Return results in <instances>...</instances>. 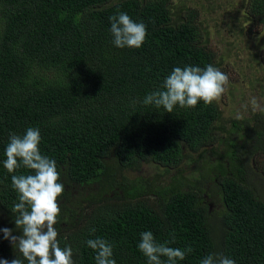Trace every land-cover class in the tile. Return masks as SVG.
<instances>
[{
	"label": "trees",
	"instance_id": "1",
	"mask_svg": "<svg viewBox=\"0 0 264 264\" xmlns=\"http://www.w3.org/2000/svg\"><path fill=\"white\" fill-rule=\"evenodd\" d=\"M204 3L0 0V229L22 235L12 212L18 199L11 176L29 170L8 173L5 149L10 133L23 135L34 127L40 130L41 154L56 161L65 185L54 227L59 246L72 248L74 264H96L86 241L97 237L113 245L116 264H147L137 247L144 231H151L157 243L192 249L176 264H200L211 253L235 264H264V159L256 160L264 150V113L227 120L220 101L176 106L172 113L142 103L174 67L212 64L230 76L224 51L209 47L203 16L212 8ZM242 7L249 19L264 24V0H243ZM118 12L145 24L139 49L112 43L109 17ZM253 57L259 59V53ZM228 107L237 106L231 101ZM187 159L208 164L192 182L195 189L211 192L207 183L215 178L220 207L210 215L197 192H168L170 182L157 186L155 197L128 186L117 199L97 200L82 221L83 207L66 209L75 197L91 201L92 183L130 185L124 172L142 160L167 168ZM16 258L27 264L0 231V259ZM161 259L166 264L167 258Z\"/></svg>",
	"mask_w": 264,
	"mask_h": 264
},
{
	"label": "clouds",
	"instance_id": "2",
	"mask_svg": "<svg viewBox=\"0 0 264 264\" xmlns=\"http://www.w3.org/2000/svg\"><path fill=\"white\" fill-rule=\"evenodd\" d=\"M112 43L118 48L139 49L146 38V26L135 22L127 13L118 12L109 17ZM259 39V37L257 38ZM229 84V77L219 68L207 64L200 66L174 67L165 77L159 89L148 93L142 103L156 108H163L172 113L176 106L193 108L198 102L210 105L219 102ZM253 112L264 113V104L256 97L250 99ZM247 107V105L245 106ZM241 118L239 114L237 119ZM40 130L29 127L23 135L10 133L5 149L4 167L8 173L25 168L29 174L12 175L11 187L17 193L18 202L12 207L17 214L15 225L22 230V235L11 234V229L3 228L4 238L8 239L27 264H74L70 246L61 248L57 240L58 232L54 225L60 214L58 197L64 192L65 185L60 181L61 174L56 161L41 154L39 144ZM95 232V229H90ZM87 246L95 252L96 264H116L113 257V245L106 239L97 237L88 239ZM147 258V264H165L161 257H166V264H176L184 260L191 252L157 243L151 231L140 233L137 245ZM0 264H23L21 259H0ZM200 264H235L233 259L222 254L211 253Z\"/></svg>",
	"mask_w": 264,
	"mask_h": 264
},
{
	"label": "rangeland",
	"instance_id": "3",
	"mask_svg": "<svg viewBox=\"0 0 264 264\" xmlns=\"http://www.w3.org/2000/svg\"><path fill=\"white\" fill-rule=\"evenodd\" d=\"M242 2L243 0H206V3L203 4L204 7L209 5L212 8L210 11L206 10L203 16L204 20L208 22L207 30L212 38L209 47L216 52L224 51L225 66L230 72L231 80L219 100L220 104H224L223 108L225 103L231 101L236 106L242 105L243 100L248 102L251 108L249 102L252 97H256L264 104V81L262 83L264 77V24H261L257 19H249V15L244 12ZM258 37L259 39H257ZM229 52L231 53L228 55ZM255 53H259V59L253 57ZM258 81L262 83V88L255 92L259 88ZM243 108L246 107L243 106ZM252 112L247 111L249 116L252 115ZM261 151L262 153L256 157L258 164L264 159V150ZM199 163L191 159L184 162L183 167L189 170L187 175L190 180L199 176L201 171L198 169L200 167H207L206 162L201 166ZM125 175L130 178L134 177L135 173L129 170ZM141 175L147 178L154 177L152 179L153 188L169 181L162 168H157L153 164L143 166ZM209 184L211 193L217 196L215 181L211 180Z\"/></svg>",
	"mask_w": 264,
	"mask_h": 264
},
{
	"label": "flooded vegetation",
	"instance_id": "4",
	"mask_svg": "<svg viewBox=\"0 0 264 264\" xmlns=\"http://www.w3.org/2000/svg\"><path fill=\"white\" fill-rule=\"evenodd\" d=\"M222 105V104H221ZM248 105V102H244L243 100V104L238 105L237 107H234L233 109L231 107H228L227 109L222 106V111H223V116H225V119L229 120L231 117H236L237 119V115L239 114V116L242 119L243 117H249V114L247 113V108L244 112V109H242V106H246ZM226 109V110H224ZM249 109V108H248ZM225 111V112H224ZM234 119L230 120V121H224L225 127L228 128V126H230V124L233 122ZM230 122V123H229ZM232 130V129H231ZM232 133H234V131L232 130ZM218 136H221L222 140L225 137V135H221V133L218 134ZM229 138V137H228ZM234 139L233 136L230 137V142ZM225 144V141H223ZM216 144L222 148H224V146L226 145H222L221 143H217L215 142L214 146H216ZM213 145L208 146V149L210 150V148H212ZM227 147V146H226ZM110 164L112 167L117 168L118 164H116L114 161H110ZM148 164H153L154 166H156L157 168H162L163 172H165L167 175V180H169L168 182H170L169 188H167L168 192H171V190H175V189H184V190H192L194 193L197 192L199 195L196 194L197 196V200L201 203V204H205L206 205V212L207 214H211L213 213L215 210H218L220 207V204H217L215 202L216 198H214V196L216 197V195H213V193H211L210 191H208L207 188L204 187V189H195L194 185H193V181H195V178H192L191 180L188 178L189 176L187 175L189 173V170H187L186 167H183V162L181 164H179L178 166H174V167H163L158 165L157 163L153 162V161H144L142 160L141 163L136 167L134 166L132 169H129L130 171H133L135 173L134 177H130L128 180L130 182V185H123L121 183V186L118 185H112L111 183H104L101 187L98 184V182L92 183V187L90 188L93 192V199L91 201H83V200H77V197H75L73 200H71V203H66L67 206V210H70L72 208H77V207H83L81 210L82 212V217L80 219V221H82L85 217H88L90 214V206L93 205L94 203H96L97 200H106V199H117L119 196H123V191L128 188V186H132L134 185L140 192L144 193V196H152L155 197V193L157 190H159L161 187L158 188H152V179H154V177H150L147 178L144 175H141V170H143V166L148 165ZM203 165L199 163V166ZM208 166V164H207ZM196 168V167H194ZM127 170V171H129ZM198 170H200L202 173L203 169L202 167H200ZM126 171V172H127ZM124 172V174L126 173ZM143 172V171H142ZM199 173V174H200ZM215 180V178H214ZM142 182H144L143 185ZM208 188H210V184L209 182L207 183ZM77 188L83 189L84 186H77ZM152 190V191H151ZM131 191V190H129ZM151 191V192H150ZM77 190L74 192V196L77 195ZM125 195V194H124ZM58 223V221H57Z\"/></svg>",
	"mask_w": 264,
	"mask_h": 264
}]
</instances>
